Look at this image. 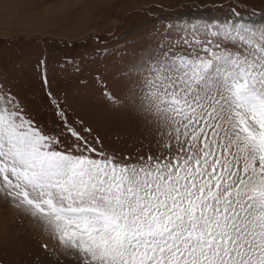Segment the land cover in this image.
<instances>
[{"label":"snow or ice","instance_id":"snow-or-ice-1","mask_svg":"<svg viewBox=\"0 0 264 264\" xmlns=\"http://www.w3.org/2000/svg\"><path fill=\"white\" fill-rule=\"evenodd\" d=\"M130 84L149 148L122 158L51 93L71 145L0 87V198L72 264H264V20L185 23Z\"/></svg>","mask_w":264,"mask_h":264},{"label":"rangeland","instance_id":"rangeland-1","mask_svg":"<svg viewBox=\"0 0 264 264\" xmlns=\"http://www.w3.org/2000/svg\"><path fill=\"white\" fill-rule=\"evenodd\" d=\"M233 9L246 21L264 20V0H0V87L65 145L73 138L48 93L106 154L135 157L149 148L127 99L137 68L158 44L175 40L179 26ZM0 264L72 261L40 221L0 198Z\"/></svg>","mask_w":264,"mask_h":264}]
</instances>
